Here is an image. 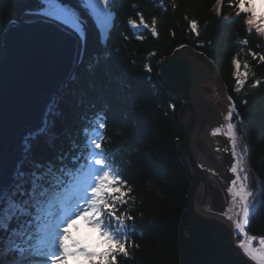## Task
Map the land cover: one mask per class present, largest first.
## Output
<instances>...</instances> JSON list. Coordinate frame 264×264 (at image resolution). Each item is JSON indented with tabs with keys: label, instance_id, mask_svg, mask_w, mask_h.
<instances>
[{
	"label": "trees",
	"instance_id": "1",
	"mask_svg": "<svg viewBox=\"0 0 264 264\" xmlns=\"http://www.w3.org/2000/svg\"><path fill=\"white\" fill-rule=\"evenodd\" d=\"M62 2L69 3L81 15L86 42L83 39L81 58L72 79L56 99L61 115L50 118L55 121L53 145L40 137L24 167H30L29 159L56 163L58 155L75 154L72 144L83 140L85 117L105 108L106 135L111 138L109 154L120 165L136 198L129 202L131 214L136 217V227L130 235L139 248L130 249L128 258L118 257L119 264H179L178 230L190 184L177 150L178 142L184 138L178 122L182 101L159 82L157 63L183 43L213 61L227 96L231 95L237 104L244 141L250 146L247 167L255 177V186L258 180L261 185L248 231L251 235H264V83L252 87L256 79L264 81V63L247 54L249 49L264 54V37L248 33L243 17L234 16L227 0L221 16L211 11L215 0H165L164 7L159 6V0H116L110 37L100 34L82 0ZM133 4L138 5L135 10ZM42 7L41 0H0V36L11 21L17 22L25 12L41 11ZM256 8L264 10V0H256ZM136 12H143L149 22L153 16L158 19V37L149 30L131 28L127 19L135 17ZM186 16L198 20L199 37L191 33ZM122 32L127 39L121 36ZM141 35L145 37L143 41L139 39ZM246 39L247 45L241 43ZM1 53L2 39L0 56ZM237 53L242 62L248 61L255 74L240 93L235 92L231 64ZM145 65H150L152 71L148 72ZM122 77L126 78V85ZM208 83L213 85L203 82L204 89ZM121 130L123 134L118 135ZM20 223L16 221L13 227ZM7 235L0 232V236ZM5 247L0 243V264L3 259L13 262L17 258L15 250L4 252Z\"/></svg>",
	"mask_w": 264,
	"mask_h": 264
},
{
	"label": "snow or ice",
	"instance_id": "2",
	"mask_svg": "<svg viewBox=\"0 0 264 264\" xmlns=\"http://www.w3.org/2000/svg\"><path fill=\"white\" fill-rule=\"evenodd\" d=\"M115 2L82 0L83 7L94 18L100 34L109 37ZM41 3L43 7L39 15L65 27L86 42L84 20L73 6L62 0H41ZM224 5L225 0H215L211 11L221 16ZM159 6L164 7L165 0H159ZM227 6L236 18L243 17L248 33L254 32L264 37V10L257 11L256 0H227ZM137 7L136 4L132 5L133 10ZM172 7L175 9L176 3L173 2ZM185 20L191 33L199 37L198 20L187 16ZM127 23L133 30H149L152 36H159L155 16L149 22L143 12H136L135 17H128ZM171 34L173 37L176 35L175 32ZM121 36L127 39L123 32ZM139 39L143 41L145 37L141 35ZM241 43L247 45L248 40ZM185 48L187 45L181 43L174 52L179 53L180 49ZM247 54L264 63V54L252 49ZM166 63L174 65L179 71V56ZM231 64L235 92L240 93L250 76L255 74L251 72L247 60L242 62L239 53L233 56ZM145 68L148 72L152 71L150 65H145ZM121 79L126 85V78ZM261 83L264 81L256 79L252 87ZM70 91L75 94L74 90ZM226 99L228 108L223 114V123L212 129L213 136L222 135L230 144V148L226 147L224 151L230 152L228 171L234 177L226 186V200L230 197L228 211L220 214L232 221L233 235L239 237L236 247L242 256L227 247L214 246L215 254L219 257L214 264H264V235H251L248 231L256 212L261 185L258 180L257 187L252 186L251 171L247 167L250 146L244 141L240 127L243 121L233 97L229 95ZM169 107L175 109L174 104ZM60 115L59 102L50 101L41 127L23 138L26 154H31L33 142L40 137H44L49 146L53 145L56 138L53 131L55 121L50 117ZM85 119L86 125L81 129L82 142L72 144L75 154L58 155L56 163L29 159L30 167L27 169L23 160L18 161L8 183L0 173V232L8 233L6 238L0 236V243L6 245L4 252H17L19 264H119L118 257L128 258L130 249L139 248L130 235L136 227V217L131 214L129 202L136 198L120 165L109 154L111 138L106 135L107 112L102 107ZM120 127L122 129L123 126ZM122 134L121 130L118 135ZM16 221L21 223L13 227ZM78 221L89 230V237H95L94 240L73 235L74 227L80 230Z\"/></svg>",
	"mask_w": 264,
	"mask_h": 264
},
{
	"label": "water",
	"instance_id": "3",
	"mask_svg": "<svg viewBox=\"0 0 264 264\" xmlns=\"http://www.w3.org/2000/svg\"><path fill=\"white\" fill-rule=\"evenodd\" d=\"M38 13L25 12L19 21H11L2 35L0 173L6 183L11 181L17 162L25 164L29 157L23 150V138L41 127L47 105L61 96L81 57L83 39L79 42L71 31ZM200 53L187 46L157 63L159 82L182 101L178 122L184 138L177 150L190 184L178 230L179 264H214L219 259L214 246L240 253L232 221L220 214L228 211L226 186L234 178L228 171L230 152L224 151L230 144L226 137L211 132L223 123L228 101L212 84L204 89L202 83L214 81L225 99L227 94L216 65ZM176 56L179 71L166 63ZM251 179L256 188L252 175Z\"/></svg>",
	"mask_w": 264,
	"mask_h": 264
},
{
	"label": "rangeland",
	"instance_id": "4",
	"mask_svg": "<svg viewBox=\"0 0 264 264\" xmlns=\"http://www.w3.org/2000/svg\"><path fill=\"white\" fill-rule=\"evenodd\" d=\"M40 12V11H39ZM210 82H213V87H214V90H215V92L216 93H218L222 98H223V100L225 101V102H227V100L224 98V96L222 95V93H221V91H220V87H219V85L216 83V82H214V81H210ZM216 83V84H215ZM228 103V102H227ZM251 175L253 176V180H254V175L251 173ZM3 255V258H4V254H2ZM6 262H8V264H12V262H10V261H6V260H4L3 259V261H2V263H6ZM15 264H19V262L17 261V262H15Z\"/></svg>",
	"mask_w": 264,
	"mask_h": 264
},
{
	"label": "bare ground",
	"instance_id": "5",
	"mask_svg": "<svg viewBox=\"0 0 264 264\" xmlns=\"http://www.w3.org/2000/svg\"><path fill=\"white\" fill-rule=\"evenodd\" d=\"M76 37H77L78 41L80 42L81 38L78 37L77 35H76ZM234 237L236 238V243H237V241H238V237H236V236H234Z\"/></svg>",
	"mask_w": 264,
	"mask_h": 264
},
{
	"label": "flooded vegetation",
	"instance_id": "6",
	"mask_svg": "<svg viewBox=\"0 0 264 264\" xmlns=\"http://www.w3.org/2000/svg\"><path fill=\"white\" fill-rule=\"evenodd\" d=\"M211 132H212V129H211ZM215 147V146H214Z\"/></svg>",
	"mask_w": 264,
	"mask_h": 264
}]
</instances>
